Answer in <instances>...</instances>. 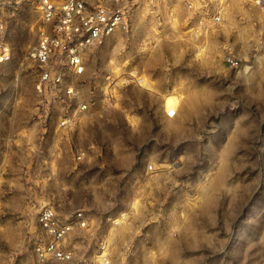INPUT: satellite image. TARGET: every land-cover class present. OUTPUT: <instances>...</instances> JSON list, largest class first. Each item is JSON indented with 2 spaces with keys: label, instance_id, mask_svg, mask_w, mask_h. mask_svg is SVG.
Segmentation results:
<instances>
[{
  "label": "rangeland",
  "instance_id": "obj_1",
  "mask_svg": "<svg viewBox=\"0 0 264 264\" xmlns=\"http://www.w3.org/2000/svg\"><path fill=\"white\" fill-rule=\"evenodd\" d=\"M211 6L129 0L74 79L89 110L61 125L64 97L27 57L36 5L3 0L0 264H34L44 205L87 215L76 264H102L101 245L107 264H264V8L228 0L211 23Z\"/></svg>",
  "mask_w": 264,
  "mask_h": 264
},
{
  "label": "built area",
  "instance_id": "obj_2",
  "mask_svg": "<svg viewBox=\"0 0 264 264\" xmlns=\"http://www.w3.org/2000/svg\"><path fill=\"white\" fill-rule=\"evenodd\" d=\"M32 1L40 15V27L37 41L28 49L27 57L36 65V89L39 92L54 90L64 97L62 100L71 113L61 120V125H69L89 110V102L82 98L81 90L74 81L85 74V52L112 33L127 29L126 6L129 0ZM180 1L190 9L214 3L205 15L211 23H219L223 18V5L228 0ZM255 1L264 8L263 0ZM2 2L0 0V4ZM9 58L10 47L4 39V25L0 19V62ZM224 59L231 67L238 65L237 58L232 54H226ZM176 113L174 106L165 110L167 117H174ZM83 154V151H78L76 158L81 159ZM37 220L41 239L33 248L34 264H76L74 249L69 242L77 228L89 224L83 209L59 215L53 206L44 205L38 211ZM101 247L102 264H107L108 249L106 245Z\"/></svg>",
  "mask_w": 264,
  "mask_h": 264
},
{
  "label": "bare ground",
  "instance_id": "obj_3",
  "mask_svg": "<svg viewBox=\"0 0 264 264\" xmlns=\"http://www.w3.org/2000/svg\"><path fill=\"white\" fill-rule=\"evenodd\" d=\"M263 4H264V2H263Z\"/></svg>",
  "mask_w": 264,
  "mask_h": 264
}]
</instances>
